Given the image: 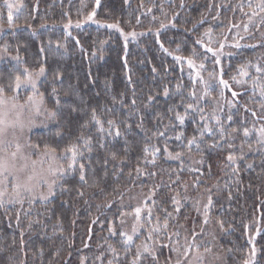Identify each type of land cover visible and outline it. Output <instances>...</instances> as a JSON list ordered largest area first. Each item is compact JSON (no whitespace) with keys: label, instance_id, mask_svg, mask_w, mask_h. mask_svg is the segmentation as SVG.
Listing matches in <instances>:
<instances>
[{"label":"trees","instance_id":"16d2710c","mask_svg":"<svg viewBox=\"0 0 264 264\" xmlns=\"http://www.w3.org/2000/svg\"><path fill=\"white\" fill-rule=\"evenodd\" d=\"M95 1L24 0L2 31L6 93L44 69L30 142L61 171L0 205V264H264V0H99L106 28L65 32Z\"/></svg>","mask_w":264,"mask_h":264},{"label":"rangeland","instance_id":"374dc122","mask_svg":"<svg viewBox=\"0 0 264 264\" xmlns=\"http://www.w3.org/2000/svg\"><path fill=\"white\" fill-rule=\"evenodd\" d=\"M99 3L100 1L96 0L94 9L89 14L82 17V19H68L67 21H65V23L63 24L65 32L70 33L71 31H73L72 29H82L85 26L89 25L106 28L107 24L104 21L99 20L98 14L95 11L97 10ZM23 6L24 0H0V37L4 28L12 24L13 16L18 14ZM10 16L11 19L9 18ZM246 25L247 26H245V28H247L248 25H254L253 19H248L246 21ZM118 31L123 35L124 40H126V38L129 36L127 32H124L122 30ZM220 43L222 44V41ZM20 58L21 57L19 55H16L15 53L11 54L9 48L6 47L3 42H0V63L12 60L17 64L21 62ZM190 61H188V63L191 66V70L193 72H197L198 66L196 65V63H194V61ZM22 70L23 78H21V80L25 81L29 77H31V79L35 81L36 88L34 90L30 84L25 83H22L19 88H16L14 83V89L12 92H10V94L6 93L7 91H4L3 94L0 95V100L3 101V104H0V111L8 112L7 120H15L17 113H19V120L24 125L23 128L20 127V124H16L15 127H7L4 139L6 141H10L11 144L10 146H6V152L0 151V155H7L10 163L15 165V168L17 170L16 174L19 176L20 183L22 185H35L31 193L26 192L24 187L17 189L16 191H19L20 193L19 199L21 201L25 199H38L46 201L53 195V192L55 190L54 183L52 185L51 195H49L48 184H52V182L56 180L57 174L61 171V165L59 164L57 154L54 151L40 150L30 142L31 133L34 130L42 127L43 123L46 120V116L49 115L46 107L44 106V100L38 88L41 80L43 79L44 71L43 74H41V69L36 72L25 68H22ZM219 90L220 93L223 94V90L220 87ZM30 96L33 98L32 100L28 99V97ZM13 104L17 106L23 105L24 107L23 109H20L19 107L13 108ZM37 108L39 109V112L36 111ZM29 120L35 121V126L29 128ZM208 133L210 134L211 131L208 130ZM261 133L264 135V130H261ZM17 144L20 145V150L17 153V156L15 158H12L10 156V153L17 150ZM32 161H37V163L33 165ZM33 168L39 176H42L44 180L47 181V183H44V180H41L40 183H37L36 179H33L32 181L28 180V177L30 175H33ZM0 190L5 191V195L2 197L3 203H7L9 202V200L15 198L13 195L14 189L11 183H8L6 185V188H0ZM42 196L47 197V199H41ZM132 230L135 231L136 229ZM214 231L216 232V234L220 233L219 228H215ZM129 234L132 233H123L125 243L127 244L133 241V237L129 236ZM255 234H257V231L255 232ZM129 237H131V239H129ZM253 238H255V236H253ZM194 250L199 255H193L192 257L188 256V258H186L185 260L182 258V260H179L177 264H203L202 258L200 256L201 252L198 250V248ZM216 250L217 249L214 250L211 256L206 257L208 258L206 264L219 263V255L217 254L218 252Z\"/></svg>","mask_w":264,"mask_h":264},{"label":"snow or ice","instance_id":"6c2138e0","mask_svg":"<svg viewBox=\"0 0 264 264\" xmlns=\"http://www.w3.org/2000/svg\"><path fill=\"white\" fill-rule=\"evenodd\" d=\"M11 7V6H9ZM11 19V16L9 17ZM43 69H41V74H43ZM22 83H25V84H30L31 87L35 90L36 88V84H35V81L31 79V77H29L27 80L25 81H22L21 80V77L20 76H17L15 78V87L16 88H19L21 86ZM4 92V89L2 87H0V95H2ZM167 94V93H166ZM29 100H32L33 98L30 96L28 97ZM0 104H3V101L0 100ZM13 108H17L19 107L20 109H23V105H15L13 104L12 106ZM77 109H73V111H76ZM37 112H39V109L37 108L36 109ZM7 116H8V112L7 111H0V151H3V152H6L7 151V147L6 146H10L11 142L10 141H6L4 139V136H5V133H6V130H7V127L8 126H12V127H15L16 124H20V127L23 128L24 125L23 123L20 122L19 120V113H17L16 115V119L13 120V121H8L7 120ZM56 117V113L53 112V113H50V118L52 119H55ZM92 120L95 121L97 124H100L101 125V131H103V126H102V122L100 120H98L96 118V113L95 111H93L92 113ZM107 123L109 125H111L113 123V121H107ZM28 126L29 128H31L32 126H35V121L33 120H29L28 121ZM59 134V133H58ZM119 130L116 131L115 135H119ZM38 147V146H36ZM101 147H103V145H101ZM16 151L15 152H11L10 153V156L12 158H15L17 156V153L19 152L20 150V145L17 144L16 145ZM89 150H91L89 148ZM54 151V150H53ZM70 151L73 152V158L75 159V155H76V152L74 149H70ZM23 158V157H21ZM115 158V157H113ZM229 159H231V157H229ZM37 163V161H32V164L35 165ZM71 167V165H70ZM80 168H81V176H80V179L83 181L85 180V176L83 174V168H84V165L81 164L80 165ZM33 175H30L28 177V180L29 181H32L33 179H36V182L37 183H40L41 180H44V178L42 176H39L36 172H35V169L33 168ZM17 170L15 168V165L10 163L9 159H8V156L7 155H0V188H6V185L8 183H11L12 186H13V189H14V199H11L9 200V203H17V202H22L19 197H20V193L19 191H16L17 189L21 188V187H24L25 191L28 192V193H31L33 191V188L35 185H32V186H28V185H22L20 183V178L19 176L16 174ZM11 178V179H9ZM44 183H47L46 180H44ZM55 183V181L52 182V184H48V189H49V195H51V189H52V185ZM5 195V191H2L0 190V205H2L3 203V200H2V197ZM41 199H47V197L45 196H42ZM209 204H211V199H209ZM137 212H139V209H137ZM129 239H131V237H129Z\"/></svg>","mask_w":264,"mask_h":264}]
</instances>
